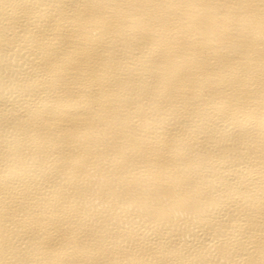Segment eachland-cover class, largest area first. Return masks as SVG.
I'll list each match as a JSON object with an SVG mask.
<instances>
[{
    "label": "bare ground",
    "instance_id": "1",
    "mask_svg": "<svg viewBox=\"0 0 264 264\" xmlns=\"http://www.w3.org/2000/svg\"><path fill=\"white\" fill-rule=\"evenodd\" d=\"M0 264H264V0H0Z\"/></svg>",
    "mask_w": 264,
    "mask_h": 264
}]
</instances>
